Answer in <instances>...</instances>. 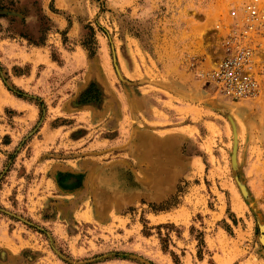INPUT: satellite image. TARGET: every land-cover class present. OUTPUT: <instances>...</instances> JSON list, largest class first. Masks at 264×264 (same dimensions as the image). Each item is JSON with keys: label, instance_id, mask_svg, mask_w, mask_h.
I'll list each match as a JSON object with an SVG mask.
<instances>
[{"label": "rangeland", "instance_id": "obj_1", "mask_svg": "<svg viewBox=\"0 0 264 264\" xmlns=\"http://www.w3.org/2000/svg\"><path fill=\"white\" fill-rule=\"evenodd\" d=\"M247 1L0 0V264H264V94L230 102L202 75L216 19ZM31 67L36 97L16 79ZM3 94L36 105L35 122L12 120L23 112ZM54 116L75 143L66 150L107 139L127 153L101 160L118 158L138 182L107 214L94 193L93 215L61 234L48 196L62 174L42 196L21 163L36 132L44 149L38 132ZM7 180L16 188L1 191Z\"/></svg>", "mask_w": 264, "mask_h": 264}, {"label": "crops", "instance_id": "obj_2", "mask_svg": "<svg viewBox=\"0 0 264 264\" xmlns=\"http://www.w3.org/2000/svg\"><path fill=\"white\" fill-rule=\"evenodd\" d=\"M32 68L33 67H31V70H29L27 74L19 76V78L16 79L19 80L17 82L22 83L21 88H25V85L29 93L36 97L37 73L35 74V72L32 71ZM2 96L9 102L10 105L14 106V108H19L16 109L18 111L12 109L14 110V112H23V115L20 118L13 117L12 120L29 119V122L26 120V123L29 125H31L32 122H35L37 117L36 105H33L28 100L11 98L5 94H3ZM108 110L109 111H107V109H103L102 111L97 110V113L100 115L107 113L105 114V116H108L109 114L111 115V113H113L115 117H118L116 112H112L111 109ZM98 114L97 116H94L93 119L99 117L100 115ZM56 121H58L59 123L62 122V120L59 119L57 116L46 119L43 128L38 132V134H42L41 143H43V147H41V149H44L42 151H37V147L34 146V141L37 142L36 132L34 138H32L30 144L28 145V147L31 146L32 154L29 159H25V162L21 163L24 164H22L23 166L27 167V170H29V172H31L32 174L39 175L40 181L42 180L40 184V186L42 187L39 189V192L41 191V193H43V190L47 189V185L50 186V183H56L57 186V180L60 177L59 175L62 174V183L64 185L62 187V191L59 192L60 194H48V197H51L54 200L53 204L55 205L54 208L56 211L55 218L50 219V222L51 224L53 223L55 225L53 228L54 233L61 234L62 232L60 230L63 231L62 227H65L63 226V223L76 222L80 219V216H82L83 218L84 214L93 215V210H91L90 208V211H88L86 209V205H88L89 198L94 195V193H96V195H99L100 201L101 199L103 200L104 204H102V202L100 203L101 205L107 207L108 210H103V212L107 214L111 210V206H117L120 209H124L126 206H128L129 203L132 202L133 199H135L134 197L136 196L134 193L131 192L125 194L122 190L129 189L128 187L131 185H133V187H130V189L135 190L138 185V182H136L135 179L132 180L130 176H128V178L131 181L129 182L127 180L125 176L128 172L123 170V164L118 161V158L116 159V157H114L113 160H101L103 157H106L108 155H121L120 157H122L123 154L127 153L126 151L122 152V154H114L112 153V149L109 148L112 146V142L107 139L98 138L94 139L91 142L89 141V143L83 146L82 150L70 152L66 149H69L70 146H75V143L71 142V140H68L67 138L70 131H66V128L64 126L66 124H59L53 126L52 124H55ZM157 145L160 146L159 143ZM53 146L56 147V152L61 151L63 153L57 155H48V152L45 151L52 148ZM139 146L142 152L144 149H147L144 154L149 153V155L151 156L149 152L150 150L147 148L146 143H142ZM7 147L8 146L6 145L3 146L2 149H0V156H2L1 151ZM78 152H82V155L79 156V158H74L75 155L69 156L70 153L78 154ZM22 154H24V152H22ZM161 154L162 152L160 153V155ZM145 155L147 156V154ZM46 156H48L47 160H45ZM41 158H43L44 160H41ZM73 167H75L76 169H72ZM65 173L81 175L82 187L79 188L81 181L79 177V179L76 177L72 179L71 176H67L65 175ZM9 178L5 177V179ZM68 179H72L71 181L76 183H74L72 186L65 185L70 182ZM14 187L16 188V186H13V184H11L8 180L3 184L1 183V191H4V189L11 190L14 189ZM49 189H51V187ZM43 195L44 193L42 194V196ZM45 198L47 199V197ZM128 217H130V215H128Z\"/></svg>", "mask_w": 264, "mask_h": 264}, {"label": "built area", "instance_id": "obj_3", "mask_svg": "<svg viewBox=\"0 0 264 264\" xmlns=\"http://www.w3.org/2000/svg\"><path fill=\"white\" fill-rule=\"evenodd\" d=\"M219 34L211 66L202 73L214 92L230 102L264 94V6L261 0L234 5L210 29Z\"/></svg>", "mask_w": 264, "mask_h": 264}]
</instances>
